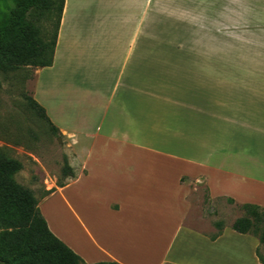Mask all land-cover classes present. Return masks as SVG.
I'll list each match as a JSON object with an SVG mask.
<instances>
[{"label": "crops", "instance_id": "crops-1", "mask_svg": "<svg viewBox=\"0 0 264 264\" xmlns=\"http://www.w3.org/2000/svg\"><path fill=\"white\" fill-rule=\"evenodd\" d=\"M98 1L64 0L52 65L34 72L52 125L89 141L78 173L38 202L48 229L85 264H261L255 237L228 226L211 241L185 220L193 180L211 200L264 209V27L253 15L219 36L145 37L144 0H116L113 13ZM81 184L99 201L93 225L70 197ZM57 201L92 247L53 230ZM133 234L148 236L147 256Z\"/></svg>", "mask_w": 264, "mask_h": 264}, {"label": "rangeland", "instance_id": "rangeland-1", "mask_svg": "<svg viewBox=\"0 0 264 264\" xmlns=\"http://www.w3.org/2000/svg\"><path fill=\"white\" fill-rule=\"evenodd\" d=\"M115 2L116 0H101L105 9L103 12H111ZM94 4L100 5V2L71 0V7L75 9L85 7V10L93 11ZM89 15L93 19V12ZM253 15L260 21V27H264V0H144V36L188 37L206 36L210 33L219 36L216 30L234 26L238 18L245 19L244 25H249ZM195 17L198 18L197 21H212L213 24H203L208 26L204 29L193 27L189 21H195ZM35 70L36 68H19L2 77L0 151L21 163L22 169L15 175V181L31 190L37 202H40L49 196L46 192L51 195L55 187L67 183L69 177L64 174L65 167H73V176L78 173L77 165H80L89 141H76L66 133L51 131L50 127L30 110L28 99H33ZM186 184L191 191L188 197L190 211L185 220L186 226L213 236L221 228L231 226L237 219L248 217L255 221L258 231L264 227V213L261 210L256 211L259 215L256 220L255 217L252 218L251 210L242 208L243 205L229 203L225 199L211 200L202 180L187 181ZM93 188V185L81 184L69 190L74 205L92 225L99 216V201L96 200ZM152 208L154 207H148L147 210ZM45 212L53 230L69 244L77 246L71 235L76 232L92 247L77 227L76 220L68 214L61 202H53ZM139 238L144 241L145 257L148 254L146 248L149 246V239L146 235ZM258 253L264 261V244L259 245ZM246 264H250L248 258Z\"/></svg>", "mask_w": 264, "mask_h": 264}, {"label": "trees", "instance_id": "trees-1", "mask_svg": "<svg viewBox=\"0 0 264 264\" xmlns=\"http://www.w3.org/2000/svg\"><path fill=\"white\" fill-rule=\"evenodd\" d=\"M63 5L64 0H0V88L2 77L19 68L52 65ZM28 106L51 131H57L37 102L28 99ZM21 169V163L0 151V264H85L50 232L31 190L16 183L15 175ZM64 174L74 177L69 167L64 168ZM226 201L234 203L231 199ZM242 208L251 210L256 220L257 210L264 213L254 205L244 204ZM230 228L264 244V227L258 231L251 218L237 219ZM222 230L209 239L215 240ZM256 255L264 264L258 251Z\"/></svg>", "mask_w": 264, "mask_h": 264}]
</instances>
